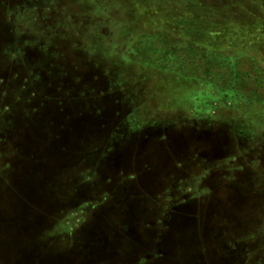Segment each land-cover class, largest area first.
Returning <instances> with one entry per match:
<instances>
[{"label":"rangeland","instance_id":"obj_1","mask_svg":"<svg viewBox=\"0 0 264 264\" xmlns=\"http://www.w3.org/2000/svg\"><path fill=\"white\" fill-rule=\"evenodd\" d=\"M194 18L201 23L192 29ZM262 21L264 0H0V264H202L210 256L264 264V196L246 197L258 176H241L216 198L183 195L190 179L174 169L179 153L148 147L120 158L127 147H118L157 128L177 134L180 115L218 98L169 66L166 48L196 45L183 39L187 31L211 40L243 27L260 32ZM254 43L244 59L255 74L248 98L211 108L230 117L237 149L264 147V100L251 99L264 96V46ZM143 45L155 49L149 58ZM214 204L219 216L202 247L198 215Z\"/></svg>","mask_w":264,"mask_h":264},{"label":"flooded vegetation","instance_id":"obj_2","mask_svg":"<svg viewBox=\"0 0 264 264\" xmlns=\"http://www.w3.org/2000/svg\"><path fill=\"white\" fill-rule=\"evenodd\" d=\"M196 100L198 99L196 98ZM217 107V102L213 104L199 103L193 108V111L184 112L180 115L182 122L179 133L172 135L170 133L165 134L162 129L157 128L152 132L150 137H148V135L143 138L140 137L142 135L138 136L137 141L142 139L141 143L138 145L133 143L120 144L118 147H127V149L122 150L121 153H119V157H126L127 151L132 149H139L144 152L148 147H165L175 155H177L176 152L179 153V155H177L179 156L178 159L175 158L173 160L174 169L178 168V173H181V175L185 174L187 171V174L184 176L190 179V181H188L189 187L186 188L188 191H184L183 195H186V193L192 190V192L197 194L199 198L210 196L216 198L223 192H221L223 187H228L229 189L232 188V184H235L241 176H244L242 178H246L247 180H250L253 176H258L260 178L259 181L255 182V184L249 185L248 183L247 185L253 191L256 190L257 193L254 195L249 193L246 197L249 199L263 197L264 187L261 185L264 184L262 182V180L264 181V147H261L260 145L258 147H244L246 149L229 147V145L233 143V140L229 138L231 134L226 129L228 125H225V121L230 119V117L225 119L220 118L217 111H212V109H216ZM186 108H189V106L187 105ZM216 128L220 129V131H218L219 133L213 132ZM209 130H211V132ZM210 133H213L214 137L210 136ZM198 134L202 135V140L196 138ZM126 135L127 133L124 134V132L121 131V140H126ZM129 135L132 139H135L133 134ZM219 135L223 137L222 142L216 140ZM263 135L264 133H261L259 136ZM237 137L240 139H246V135ZM148 138H152L154 143H147L149 140ZM166 138L169 142L166 141ZM186 138L189 140L195 139L197 142L202 141L201 145H204L205 147H201V145L186 147L188 145L183 144ZM209 139L211 143L209 142ZM216 141H218V143H216ZM118 161L122 160L119 159ZM118 161L116 167H122L123 164ZM146 168L148 169L149 167ZM188 169L191 172L194 171L192 176L188 173ZM89 177L90 176H88V178ZM133 177V174L129 175V179H132ZM168 199H171L170 196ZM212 204L213 203H211V205ZM202 212L203 213H199L198 215V221L201 226V234L198 238L200 246L209 242L206 240L205 236L210 230H212L211 228L213 224H215L214 220H217L219 216L215 204L211 207L210 211L207 212L203 209ZM222 260L223 258L216 259L211 256L209 258L204 257L202 264H225Z\"/></svg>","mask_w":264,"mask_h":264},{"label":"trees","instance_id":"obj_3","mask_svg":"<svg viewBox=\"0 0 264 264\" xmlns=\"http://www.w3.org/2000/svg\"><path fill=\"white\" fill-rule=\"evenodd\" d=\"M196 3L197 2L194 1V4ZM206 9V12H203L204 16L210 15L208 12L209 9ZM231 21V17H226L224 19L225 25L228 24L227 26H229ZM192 22V29H195L196 26L201 23L200 20L195 18ZM262 22V24H264V21ZM256 23H259V21ZM227 29L231 28L227 27ZM241 30L242 31H235V33H220L217 39L212 37V41L208 38L209 33L198 32L197 30L187 31L183 34V39L185 41L196 40L199 43L197 42L196 45L192 47H181L175 43L173 46L165 49V53L169 59L166 60V62L169 66L174 67L184 76L200 78L205 83L211 85L215 90L218 98H203V104H213L218 101L227 103L228 100H237L238 97H244V99L248 98L246 95L249 89L247 84L248 82L249 84L251 83V79L255 74L250 73V70L244 67V59L246 58V53L248 54L249 50L255 45L254 42L258 41L260 45L264 46V41L262 43L261 39H257L258 36L264 35V26L260 32H254L255 30L247 27H243ZM168 35L169 33H165L163 40L172 39ZM251 35L252 37H250ZM176 37L177 36L174 35V38ZM220 40L225 41L219 42ZM204 41H211V50L215 51L208 53L205 50ZM148 46L149 45H143L138 48V51L149 58L155 49H153L154 47L152 46ZM165 64L166 63L161 64V66H165ZM262 87H264V85L260 84V88ZM254 94V96H251V99L264 100V96H260L256 92H254Z\"/></svg>","mask_w":264,"mask_h":264}]
</instances>
